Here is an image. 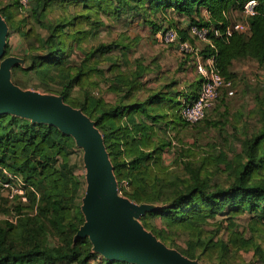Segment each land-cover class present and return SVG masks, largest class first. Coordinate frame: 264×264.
<instances>
[{"label":"trees","instance_id":"obj_1","mask_svg":"<svg viewBox=\"0 0 264 264\" xmlns=\"http://www.w3.org/2000/svg\"><path fill=\"white\" fill-rule=\"evenodd\" d=\"M248 1L35 0L30 10L38 22L43 25L47 13L53 19L44 39L36 35V44H40L43 52L28 56L30 68L39 76L57 70L65 80L60 95L71 106L79 107L70 99V89L96 85L103 70L95 56H102L118 46L112 41L89 48V51L84 49L85 40L101 24L99 19L93 20V16L140 13L146 6L153 13L174 12L186 16L188 25L178 32L182 40L190 43L193 39L188 35L189 25L216 27L220 36L210 34L209 42L198 55L203 60L213 57L216 69L231 81L232 89L235 79L232 67L236 61L252 59L264 66V0H254L256 14L249 19L248 34H225L231 14L240 13ZM15 6L18 11L21 9L18 0ZM57 10L61 12L55 17L53 14ZM202 10L207 12V18L201 14ZM0 13L9 28H16L15 13L9 6ZM148 23L155 31L161 30L162 26L157 27L153 21ZM30 32H24L23 36L28 37ZM77 50L86 52L79 64H72L69 58ZM26 58L22 59L25 61ZM141 74L142 71L137 69L117 73L115 82L122 83L126 89L124 96L113 103L88 95L80 105L103 134L122 194L139 204H157L159 209L141 218L144 227L172 248H175L171 246L175 243L174 236L188 237L185 249H175L191 259L203 264H250L242 258L240 251H251L254 261L264 264V236L259 237L264 235V117L259 131L243 139L242 161L228 175L226 186H212L211 173L206 172L213 164L226 162L223 153L207 154L199 165L187 163L185 175L169 179L168 166L162 160L169 143L157 135L156 125L165 122L166 126H188L182 120L180 110L183 103L191 104L196 99L200 77L198 75L188 84L186 90L179 91L175 89L176 80L158 89H146L145 83L139 81ZM142 89L147 94H141ZM113 90L120 89L115 87ZM226 93L227 89H224L217 103L227 97ZM207 118L208 115L200 122L206 123ZM74 149L72 137L62 134L54 126L31 123L10 114L0 115V170L4 168L21 178L26 201L32 205L31 214L18 213L14 221L0 226V264H90L97 257L91 252L88 238L72 243L84 221L79 205L75 204L81 181L68 165ZM124 183L127 186L124 187ZM7 201L22 202L18 195ZM225 210L229 220L226 239L218 234L220 222L215 231L205 229L209 218H215ZM244 212L252 216L248 222V235L235 228L233 221ZM157 217L161 219L162 229L147 221V218ZM52 236H59V239L51 244L49 237Z\"/></svg>","mask_w":264,"mask_h":264},{"label":"rangeland","instance_id":"obj_2","mask_svg":"<svg viewBox=\"0 0 264 264\" xmlns=\"http://www.w3.org/2000/svg\"><path fill=\"white\" fill-rule=\"evenodd\" d=\"M15 1L0 0V10L9 6L15 13L16 28H9L7 56L27 57L22 66L17 65L12 68V80L25 89L60 95L65 80L58 75L57 70L49 72L48 75H36L35 71L30 68L28 57L31 54L36 55L43 52L40 44H36V35L44 39L49 34L48 25L53 16L47 13L42 25L34 17L30 8L25 10L21 7L18 11ZM33 2L35 0L31 3ZM144 7L140 13L132 11L121 13L120 16H108L104 13L99 14L97 18L93 16V20L99 19L101 24L97 26L96 32L85 40L84 49L89 51V48L112 41L117 42L118 46L102 56L99 54L95 56L100 61L99 68L103 70L102 75L96 80V85L84 89L74 86L70 89L69 97L79 106L77 108H80L88 95L103 99L108 103H113L118 97L124 96L126 88H123L122 83L114 80L119 72L128 73L133 69L142 71L139 81L145 83L146 89H158L176 80L175 89L184 91L188 84L198 78L196 61L198 53L207 42L193 39V43H190L192 52H181L175 43L166 44L161 40V30L155 31L148 21H153L157 27L162 26L161 29L168 26L178 31V29L187 27L189 19L174 12L153 13L147 10L146 6ZM60 12L57 10L53 15L58 17ZM244 20L238 12L231 14L232 23ZM28 30L31 31L30 35L24 37L23 33ZM85 50L75 51L69 58V62L79 64ZM232 71L235 74L232 87L234 93L232 96L222 98L223 100L208 113L206 120L208 124L204 121L192 126L176 124L166 126L165 122L156 125L157 135L167 141V144L169 143L162 155L163 164L168 166L169 179L185 175L187 171L184 167L187 163H192L193 166L199 165L207 154L223 153L226 162L219 165L213 164L207 168L206 172L211 173L212 186H226L229 183L228 175L242 161L243 139L259 131L263 123L264 66L258 65L252 59H242L234 63ZM115 87L120 90H113ZM140 93L147 94L143 89ZM68 165L74 176L81 181L78 196L75 198V204H78L80 208L86 187L81 149L75 146L69 155ZM123 186L127 184L124 183ZM120 193L122 194L121 189ZM6 198L8 199L5 193L0 191V226H5V222L14 221L18 213H32L29 200L8 202ZM225 213L226 210L219 212L215 218H209L205 229L209 232L215 231L220 222L218 234L226 239L228 235L226 227L229 220ZM251 217L248 212L237 215L233 219L236 224L235 228L248 235V222ZM147 221L155 224L156 228H163L159 217L147 218ZM262 236L264 235L259 237ZM174 237L175 243L171 246L179 249L187 247L188 237L181 234ZM49 238L52 244L57 242L59 236ZM240 252L247 263L260 264L254 261L251 251ZM96 256L90 264H107L100 255L96 254Z\"/></svg>","mask_w":264,"mask_h":264},{"label":"water","instance_id":"obj_3","mask_svg":"<svg viewBox=\"0 0 264 264\" xmlns=\"http://www.w3.org/2000/svg\"><path fill=\"white\" fill-rule=\"evenodd\" d=\"M9 26L0 13V115L56 127L82 150L86 187L80 211L84 221L73 242L88 238L91 252L109 262L127 264H202L168 247L141 218L160 207L136 203L120 193L104 137L95 120L63 96L25 89L12 80V68L24 60L5 56Z\"/></svg>","mask_w":264,"mask_h":264},{"label":"built area","instance_id":"obj_4","mask_svg":"<svg viewBox=\"0 0 264 264\" xmlns=\"http://www.w3.org/2000/svg\"><path fill=\"white\" fill-rule=\"evenodd\" d=\"M32 0H18L19 5L27 10L30 8ZM256 2L248 1L240 14L244 21L230 22L225 34L232 35L234 32L248 34L250 30L249 19L256 14ZM220 36V31L214 26L198 27L188 26V35L192 39L209 42V35ZM160 37L166 44L175 43L181 52H192L189 40H182L179 32L174 27H164L160 31ZM196 72L200 77V86L196 99L191 104H184L180 110L182 120L188 125H195L202 121L208 113L215 107L224 89H227V96H232L234 91L231 88V81H227L216 69L214 58L202 59L198 55L196 61ZM0 191L12 200L18 195L22 201H26L24 183L21 178L8 170H0Z\"/></svg>","mask_w":264,"mask_h":264},{"label":"crops","instance_id":"obj_5","mask_svg":"<svg viewBox=\"0 0 264 264\" xmlns=\"http://www.w3.org/2000/svg\"><path fill=\"white\" fill-rule=\"evenodd\" d=\"M201 14L202 15H205L204 17L207 18V12L205 10L204 11H201ZM181 16H183V15H181ZM181 20H182V18H181ZM91 263H92V261H91Z\"/></svg>","mask_w":264,"mask_h":264}]
</instances>
